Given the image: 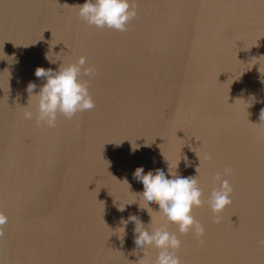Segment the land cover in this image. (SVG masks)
Segmentation results:
<instances>
[{
	"label": "water",
	"instance_id": "water-1",
	"mask_svg": "<svg viewBox=\"0 0 264 264\" xmlns=\"http://www.w3.org/2000/svg\"><path fill=\"white\" fill-rule=\"evenodd\" d=\"M0 264H264V0H0Z\"/></svg>",
	"mask_w": 264,
	"mask_h": 264
}]
</instances>
